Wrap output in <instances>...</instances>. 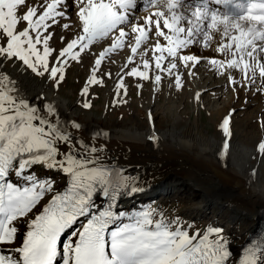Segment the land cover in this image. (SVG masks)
Returning <instances> with one entry per match:
<instances>
[{"label":"snow or ice","instance_id":"obj_1","mask_svg":"<svg viewBox=\"0 0 264 264\" xmlns=\"http://www.w3.org/2000/svg\"><path fill=\"white\" fill-rule=\"evenodd\" d=\"M72 3L80 5L77 15L81 28L66 42L60 37L64 46L57 51L50 46L54 37L50 28L61 23L58 17L68 18L64 10L67 0L33 5H27V0H0V65L19 62L36 76L48 74L58 87L64 81L70 60L79 62L81 54L86 50L90 52L94 42L118 32L113 43L95 59L91 79L87 81L90 86L103 85L104 77H97L102 61L116 49H122L125 38L131 33L135 34V43L124 65L126 74L148 80L149 72L156 71L154 83L160 84V73H164L174 78L179 90L183 85L177 70L178 51L199 43L208 47L212 38L210 30L215 29L229 42H221L216 49L225 57L223 60L209 58L207 62L222 75L229 70L241 73L239 82L230 72L227 77L236 89H251L257 84V78L264 82V60L260 58L264 54V43L256 44V41L264 42V0L258 3L249 0L247 4L240 0H209L229 9L224 13L210 10L208 3L196 5L189 13L176 11L192 8L188 0H145L147 9L159 5L169 15L157 10L146 18L144 25L129 21V10L136 7V0H72ZM25 6L26 11L18 15ZM257 7L260 11L252 14V9ZM181 19L187 22V30L179 26ZM245 20L249 21L246 28L239 23ZM22 22L25 27L18 30ZM161 22L167 33L162 30ZM120 25L130 28V33ZM153 26V38L162 37L167 46L157 40L152 46L151 59L143 58L148 55L147 48L140 53L143 70L141 66L128 68L141 45L147 44ZM61 27L70 30L72 26L63 23ZM50 57L57 66L49 67ZM169 57L165 67L164 61ZM180 60L183 67L191 69L201 58L182 55ZM104 75L112 77L110 71ZM189 75L195 73L190 70ZM5 81L9 85L14 83L0 67V85ZM119 86L123 88V76ZM255 90L264 94V87ZM12 91L10 86L0 87V264H57L58 258L60 264H228L230 250L223 229L210 228L204 234L190 235L191 225L185 227L179 218L168 222L161 217L154 222L150 210L124 213L116 209L118 196L134 195L144 189L139 185L129 187L126 181L121 183L119 171L98 167L95 158L98 148L83 141L74 142L70 133L59 126L52 105L45 104V116L36 105L17 100L11 95ZM88 94L89 88L85 87L83 95ZM83 107L91 108V104L85 102ZM48 116H57V119L54 122ZM230 123L231 114L221 125L225 133L222 155L229 149ZM71 126L76 130L81 127L75 121ZM148 139L154 146L158 145L155 132ZM61 143L66 151H61ZM258 151L264 153V142L258 145ZM36 166L67 174L70 186L64 192L55 190L53 180L35 173ZM48 193L51 196L45 200ZM97 197L107 198L108 207L98 208ZM118 221L121 223L113 229ZM244 264H257V260L246 259Z\"/></svg>","mask_w":264,"mask_h":264},{"label":"bare ground","instance_id":"obj_2","mask_svg":"<svg viewBox=\"0 0 264 264\" xmlns=\"http://www.w3.org/2000/svg\"><path fill=\"white\" fill-rule=\"evenodd\" d=\"M69 1L67 0L68 6L70 5ZM106 2H110V0H106ZM37 3L46 4L47 0H27V5ZM68 6L64 8L68 13V18L58 17L57 19L61 23L50 28V31L54 33L50 46L56 50L64 46L60 37H64L66 42L73 38L81 28L79 17H73ZM157 10H164L165 15H169L166 9H160L157 5L156 8L148 9L143 13L144 19L141 20L142 22L139 25H144L146 18ZM192 10H194L193 7L176 9L177 12L187 11L189 13ZM23 11H26V6L21 7L17 14L20 15ZM133 13L134 11H129V14ZM71 17L74 18V21ZM140 17L142 18V16ZM63 23H69L71 26L76 24L77 27L65 30L61 27ZM204 23L206 25L207 22ZM239 23L245 28L249 24L247 20L239 21ZM19 26L25 27V24L22 22ZM179 26H183L187 30L188 24L181 19ZM120 27L124 28V25H120ZM161 28L167 33L168 30L163 29V24H161ZM125 30L130 33L126 27ZM210 32L212 38L208 41V47H205L203 43L190 45L186 49H180L176 57L177 59L178 56L182 55H194L201 58L200 62L203 61L201 65L196 64L191 69L177 64L179 74L184 69L187 70L186 72L191 70L195 73L194 76L197 79L196 87H194L196 94L194 95V101H192L196 110V117L195 120H190L188 123L183 119L184 115H175L171 110L166 111L168 114L165 115V118L163 113L166 109L164 112L154 109L152 99L145 106L141 102H137L136 106H142L139 112L137 111L139 114L138 119L128 117L126 120H121L118 117L120 116L119 113L100 118L94 117V114L87 116L80 109L79 103L74 101L72 94H66L63 88L54 86L53 80L47 81L41 76L31 73L30 70L19 65V62L17 64L5 63L0 65L14 82L9 85L5 81L4 85H0V87H12V96L17 100H27L30 104L36 105L41 110V114L45 116H47L44 111L45 104L52 105L57 113L59 126L70 133L74 142L83 141L87 145L98 148V152L95 154V158L98 160L97 166L114 165L121 173L119 177L121 183L126 181L129 187L139 185L144 189L134 195L137 201L133 199L132 195L118 196L117 199L120 201L117 209L119 211L124 213L142 211L140 208L143 207L145 201L154 195L160 196L159 198L162 201H168L179 198V195L183 194L189 206L194 208L196 212H209L208 216L219 221V223L222 221L227 225H231V233L226 238L231 243L230 248L238 249L241 244L249 241L258 233L264 219V153L258 151V145L264 142V94L255 90L257 87H262L264 82L261 83L257 78V84L249 92H247L246 87L236 89L230 85L227 78L229 72L238 82L242 79V75L235 70L226 71L222 75L207 62L209 58L223 60L225 57L216 49L221 42H229L227 38H222V34L215 29L210 30ZM152 33H155L154 26ZM233 34L237 33L234 32ZM117 35L118 32L110 34L107 37L110 38L108 43L104 42L107 38L94 42L91 45L90 52L86 50L81 54L79 61L81 67L89 69V73L91 72L92 75L95 59L113 43L114 37ZM130 36H134L131 45L133 46L135 34L131 33L125 38L124 44ZM183 37L184 34H181V38ZM156 38L162 45L167 46V42L162 37ZM262 43L264 42L256 41L258 46ZM98 44H102V47L94 50L95 45ZM233 46L235 47V45ZM145 48L148 51L150 50V54L143 58L151 59L152 46L148 48L146 44H143L139 49L140 51L138 50L134 63L129 64L128 68L141 66V70H143L140 53H143ZM119 50L116 49L106 56L97 71L98 78L104 77V80L107 79L104 74L109 71L114 77L113 83L105 95L106 99H108L113 89L121 88L119 86L121 76H123V84L130 77L126 74L127 68L124 65L128 61L131 51L130 49L129 52L127 51L128 53L123 56L124 59L116 60L119 56ZM165 55L167 56V53ZM260 58L264 60V54ZM170 59L169 57L164 62L167 61L166 64L168 65ZM198 68L200 69L197 71ZM135 79L141 83L147 81L140 80V78ZM151 88L154 89V87ZM205 90L209 92L208 96L211 97V101L216 104H218V97L225 96L227 98L223 106L218 107L217 112L221 121L231 114L229 149L223 155L222 145L225 143V133L221 127L222 122L218 124L220 130L217 129L219 131L213 133L206 128L202 121L201 98ZM198 93L200 94L199 100L196 99ZM38 97L41 99H38ZM179 100L177 110H179L181 104L185 107L186 102H189L187 99L184 100L183 97ZM57 116H48L47 118L55 122ZM163 120H167V122L163 123ZM73 121L81 125L79 130L72 128L71 122ZM233 121H235V125H233ZM236 121L242 122V128L238 132ZM153 132L158 137L157 146H154V142L148 139ZM97 133H106L107 135H95ZM59 147L62 152L67 150L63 143L59 144ZM35 173L38 176L44 174L54 178V181H58L59 186L63 188L61 191L71 184L70 177L60 171L36 166ZM102 201L101 197H97L98 207ZM124 205H127V208H124ZM129 208L132 209L128 210ZM238 256L239 254L236 252L234 258L230 259L228 264H236ZM258 263L264 264V250L257 257Z\"/></svg>","mask_w":264,"mask_h":264},{"label":"rangeland","instance_id":"obj_3","mask_svg":"<svg viewBox=\"0 0 264 264\" xmlns=\"http://www.w3.org/2000/svg\"><path fill=\"white\" fill-rule=\"evenodd\" d=\"M48 2H50V0H47V3ZM69 2H70V5L68 7H69V11H70L71 15H73V17H75V16L78 17L77 12H78V7H80V5L79 4L73 5L72 0H70ZM147 10L148 9H147V5L145 3V0L138 1L136 3V7L134 9L129 10L130 12L134 11L133 14H129V21L135 22L138 25L141 24V22L144 19L143 13H145V11H147ZM20 15H22V13H20ZM136 16H137V19H136ZM140 16H142V18ZM73 17H71V18H73ZM73 21H74V18H73ZM161 24H162V22H161ZM72 27H77V25L74 24V25H72ZM125 27L127 28V30L129 29V31H130V28H128L126 25H124V28ZM23 28H24L23 26H19L18 30H22ZM105 40L106 41H104V42L108 43L110 41V38H107ZM133 40H134V36H130L129 39L125 42L124 47L121 50H119V56L118 55H117L118 57L116 56L118 58V59L116 58V60L124 59L123 56H125L129 52V49L131 48L130 46L132 45ZM156 40H157V38L156 37L153 38V33L151 32L150 38L148 40L149 42H147L146 46L148 48H150L151 46L154 45ZM102 44L101 45H99V44L95 45L94 50H98L99 48H101ZM57 51H58V48H57ZM149 52H150V50L148 51V54H150ZM166 63H167V61L164 62L165 67H167ZM176 63L180 64V66L181 65L183 66V62L180 60V56H178V58L176 59ZM202 63H203V61L200 62L199 65H201ZM55 66H57L55 64V61L50 57L49 58V67L51 68V67H55ZM60 66L64 67V65H60ZM199 69L200 68H198L197 71ZM186 71L184 69L183 72H181V73H183V75H181V73H180L181 83H184V84H182L183 89L181 88L178 90L176 85H175V82L173 83L174 78L170 79L164 73H161L163 81L161 80L160 84H156V83L154 84V76L156 75V71H150L149 72L150 78L147 81L145 80L146 81L145 83L144 82L141 83L140 81L136 80L135 77L130 76V77H128L127 81H125V83L123 84V88H119L117 90L113 89L110 92L108 99H106L105 95H106L108 89L111 87V85L113 83L112 81L114 80V77L112 76L111 78L105 79L104 80L105 82L103 83V85H91L90 86L87 83V81L89 79H91V77H90L91 72L89 73V69L88 70H87V68L84 69L81 67L80 62L71 60V62H69L65 68L64 81L62 83H60L59 86H60V88H63V90L65 91L66 94H72L73 95L74 101L79 103L80 109L87 116L90 114H94V117L100 118V117L108 116L110 114L119 113L120 116H118V117L121 120H126V119H128V117L138 119L139 118L138 112H139L140 107H142V106H136L137 102H141L143 104V106H145L152 99L153 106H155L154 109L158 110L159 112H164V110L166 109L165 112L163 113L164 117L166 114H168L167 112L171 110V112L175 113V115H179V114H180V116L184 115L183 119L185 120L186 123H188L190 120H195V117H196L195 116L196 110L194 109V105H193L192 101H194V95L196 94L194 91L195 90L194 87H196L195 84H196L197 79L194 75H189L188 74L189 72H186ZM186 73H187V77H186ZM164 76H165V78H164ZM41 77L47 81L52 80L48 74H45ZM182 79H184V80H182ZM140 80H143V79H140ZM167 80H168V82H167ZM191 82H193V83H191ZM172 83L174 86L172 85ZM151 84H153V85H151ZM85 87L89 88V94L87 96L83 95V89ZM151 87H154V89H152ZM254 87H255V85H252L251 89L247 88V92L252 91ZM262 87H264V85ZM125 89H126V94H125ZM189 92L192 94H190ZM208 94H209L208 91H206V90L203 91V97L201 98L202 99L201 100L202 121L208 130H210L213 133H217L220 130L218 124L222 122L218 117V113H217L218 107L221 105L223 106V103L226 102L225 100L227 98L225 96L224 97H218L217 98L218 104H219L218 105L214 101H211V97H209ZM187 95H188V97H187ZM181 97H183L184 100H186V99L189 100L190 103L186 102L187 105L185 107H184V105L181 104L179 110H177L176 107H177L178 102L180 101L179 99ZM85 102L90 103L91 108L85 109L83 107V103H85ZM108 103H109V106H108ZM165 122H167V120H163V123H165ZM241 123H242L241 121H236L237 132H238V130H240L242 128ZM233 125H235V121H233ZM217 129H219V130H217ZM39 176L40 177H47L53 181L55 180L54 178L47 176V175H44V174H41ZM54 188L57 191H61L63 189L59 186L58 181L55 182ZM134 195H136V194H134ZM134 195H132V197L135 201H137L136 196H134ZM50 196H51V193L46 194L45 199L46 200L49 199ZM159 197L160 196H157V195L151 196L149 199H147L145 201V204H143V207L145 210H150L151 212H153L154 222L157 219H160L161 217H163L168 222L174 221L177 218H179L180 223L182 225H184L185 227H187L188 225H191V228L189 229L190 235L195 233V232H200L201 234H204L210 228L223 229V235L225 236V238L227 237V235H229L231 233V225H227V223L222 222V221L219 223V221L208 216L209 212H206V213L205 212H198V211L196 212L194 210V208H191L189 206V204H188L187 200L185 199V196H183V194L179 195V198L177 197L175 199H171L168 201L167 200L162 201V200H160ZM126 206L127 205H124V208H127ZM131 209L132 208H129L128 210H131ZM141 210H143V209H141ZM212 238H214V237H212ZM230 245H231V243H230ZM258 264H261V263H258Z\"/></svg>","mask_w":264,"mask_h":264}]
</instances>
